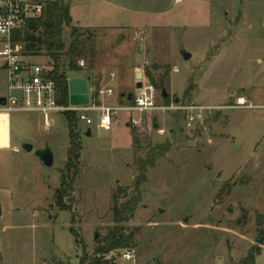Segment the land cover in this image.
Instances as JSON below:
<instances>
[{
  "label": "rangeland",
  "instance_id": "374dc122",
  "mask_svg": "<svg viewBox=\"0 0 264 264\" xmlns=\"http://www.w3.org/2000/svg\"><path fill=\"white\" fill-rule=\"evenodd\" d=\"M66 1L73 24L95 33L92 68L79 60L81 72H67L69 79L108 83L123 94L115 99L123 107L133 105L136 83L153 87L147 73L163 77L162 87H153V109H120L109 130L94 125L87 136L77 125L79 171L65 199L73 213L51 199L68 144L62 116L44 130L37 113L9 115L8 146L0 148V264L94 258L95 239L113 224L111 194L131 185L137 158L157 142L170 149L148 171L126 224L137 229L134 246L95 257L99 264H245L250 249L259 250L253 264H264V243L256 241V216L264 213V0ZM61 37L68 45L70 27ZM30 62L50 66L44 53ZM45 147L51 167L34 154ZM126 251L134 262L122 257Z\"/></svg>",
  "mask_w": 264,
  "mask_h": 264
},
{
  "label": "trees",
  "instance_id": "16d2710c",
  "mask_svg": "<svg viewBox=\"0 0 264 264\" xmlns=\"http://www.w3.org/2000/svg\"><path fill=\"white\" fill-rule=\"evenodd\" d=\"M64 27H70V40L66 46L61 37ZM94 35V30L78 28L73 24L69 14V4L66 0H49L45 3L41 15L29 20L25 28L17 32L15 40L23 45L24 54L40 56L44 53L49 58L50 74L57 89V102L60 105H67L69 104L68 81L71 80L67 76V72H81L82 68L77 64L79 60H83L89 68H92L91 60L95 52L92 40ZM61 58L65 59V64L61 63ZM60 66H63L62 70H59ZM146 76L153 87H162L163 77L156 81L148 73ZM166 97L163 96V99L167 100ZM63 118L67 129L68 144L63 166L59 169V183L53 190L51 199L58 210L73 213L71 205L67 204L65 199L68 198L71 201L73 184L79 171L80 130L77 129L78 120L75 113L65 112ZM131 133L133 147H136L140 140L133 129H131ZM169 149L168 142L149 144L145 154L137 158L136 174L131 185L128 188L119 186L111 194L110 209L113 224L104 235L95 239L96 245L92 251L95 257L105 256L111 251L134 246L133 241L137 229L128 230L126 224L133 218L134 211L139 205L141 187L147 181L148 171L155 166L159 159L165 157ZM256 225L258 228L256 241L261 245L264 243V213L256 216ZM261 226L263 229L260 232L259 227ZM70 233L75 237V241L78 240L82 244L72 229H70ZM258 251L250 249L242 259V263L253 264ZM86 257V254H83L78 264H99L95 257L88 260Z\"/></svg>",
  "mask_w": 264,
  "mask_h": 264
},
{
  "label": "built area",
  "instance_id": "2783aa9c",
  "mask_svg": "<svg viewBox=\"0 0 264 264\" xmlns=\"http://www.w3.org/2000/svg\"><path fill=\"white\" fill-rule=\"evenodd\" d=\"M47 1L0 0V69L6 78V95L4 104L0 105V114L6 115L8 119L12 112H34L40 116L43 129L48 130L55 124L56 115L63 118L65 112H73L78 124L85 126V131L94 124L109 130L112 116L120 109L139 112L153 109L154 90L151 85L145 84L137 89L131 107L104 103L105 97L113 95V89L108 84H100L95 88L88 86L86 104H58L51 67L30 62V57L34 56L24 54L23 45L15 40L17 32L23 30L29 20L41 15ZM83 63V60L79 61V65L83 66ZM109 77L113 78L114 74L111 73ZM192 114V111L189 112L187 124L193 121ZM122 257L126 261L134 260L130 251L124 252Z\"/></svg>",
  "mask_w": 264,
  "mask_h": 264
},
{
  "label": "water",
  "instance_id": "95a60500",
  "mask_svg": "<svg viewBox=\"0 0 264 264\" xmlns=\"http://www.w3.org/2000/svg\"><path fill=\"white\" fill-rule=\"evenodd\" d=\"M182 57L184 60H187L190 58V53L181 51ZM142 85L141 82L136 83V88H140ZM68 89H69V104L71 105H82L86 104L88 101L87 97V86L86 82L81 79H71L68 81ZM131 93H128L126 95V99H131ZM123 96V94H122ZM162 96H166V93L162 89ZM175 102H177L175 100ZM4 104V97H0V105ZM86 135H89V132L86 133ZM20 148L24 150L25 152H31L33 149V146L28 142H21ZM34 154L38 157L39 161L42 163V165L46 167H51L53 164V152L49 147H45L43 149L36 150ZM0 216H1V206H0Z\"/></svg>",
  "mask_w": 264,
  "mask_h": 264
},
{
  "label": "bare ground",
  "instance_id": "6f19581e",
  "mask_svg": "<svg viewBox=\"0 0 264 264\" xmlns=\"http://www.w3.org/2000/svg\"><path fill=\"white\" fill-rule=\"evenodd\" d=\"M9 132L6 115L0 114V148L8 146Z\"/></svg>",
  "mask_w": 264,
  "mask_h": 264
},
{
  "label": "crops",
  "instance_id": "0c3cea01",
  "mask_svg": "<svg viewBox=\"0 0 264 264\" xmlns=\"http://www.w3.org/2000/svg\"><path fill=\"white\" fill-rule=\"evenodd\" d=\"M74 22V21H73ZM139 73L137 72V73H134V78L135 79H137L138 77H139ZM83 79V78H82ZM81 79V80H82ZM85 82H86V86L88 87V86H91L88 82H87V80H85V79H83ZM103 84H106V83H103ZM102 84V85H103ZM108 84V83H107ZM109 85V84H108ZM113 85V84H112ZM110 86V85H109ZM118 96H120V97H123L122 96V94H120L119 95V93L117 94ZM117 95L115 96V90H113V95L112 96H110V97H105L104 99H103V101H104V103H108V102H110V101H112L113 103H116V104H118L116 101H115V99H116V97H117ZM115 96V97H114ZM114 97V98H113ZM119 105V104H118ZM8 120H9V118H8ZM113 120H115V117H114V115L112 116V121ZM112 121H111V124H112ZM96 127H98L96 124H94ZM93 125V126H94ZM92 127V126H91ZM91 127H89L88 129H86L85 131H84V133L86 134L87 132H89V135L88 136H90L91 135ZM111 128V127H110ZM8 132H9V121H8ZM10 138V137H9ZM1 206V205H0ZM1 216H2V209H1ZM0 216V217H1Z\"/></svg>",
  "mask_w": 264,
  "mask_h": 264
}]
</instances>
